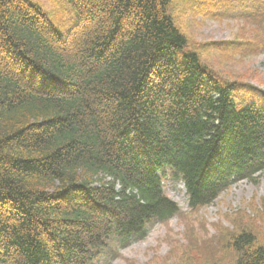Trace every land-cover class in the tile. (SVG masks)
Instances as JSON below:
<instances>
[{"label": "trees", "instance_id": "16d2710c", "mask_svg": "<svg viewBox=\"0 0 264 264\" xmlns=\"http://www.w3.org/2000/svg\"><path fill=\"white\" fill-rule=\"evenodd\" d=\"M174 1L66 0L63 37L37 3L0 0V264H95L179 215L167 176L196 212L264 171V94L238 100ZM188 1L218 17L216 0ZM230 248L264 264L250 232Z\"/></svg>", "mask_w": 264, "mask_h": 264}, {"label": "rangeland", "instance_id": "374dc122", "mask_svg": "<svg viewBox=\"0 0 264 264\" xmlns=\"http://www.w3.org/2000/svg\"><path fill=\"white\" fill-rule=\"evenodd\" d=\"M43 9L65 37L78 17L66 0H30ZM173 17L189 43L207 49L202 62L224 82L235 84L239 99L264 94V0H216V19L204 18L189 9L190 1H174ZM247 43L246 49L218 52L214 43ZM249 48V49H248ZM204 49V50H205ZM248 49V50H247ZM240 101V100H239ZM165 195L174 201L179 215L166 224L148 226L146 237L134 241L117 255L103 253L95 264H232L231 238L242 231L264 245V172L258 183L242 181L221 194L212 205L189 211L185 188L167 176Z\"/></svg>", "mask_w": 264, "mask_h": 264}]
</instances>
